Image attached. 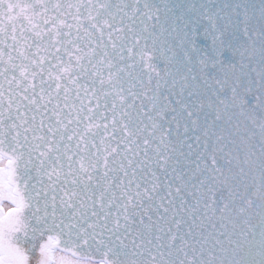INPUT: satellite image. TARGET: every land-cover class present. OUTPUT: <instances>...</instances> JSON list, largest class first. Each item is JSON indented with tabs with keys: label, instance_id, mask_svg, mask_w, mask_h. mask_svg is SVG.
<instances>
[{
	"label": "snow or ice",
	"instance_id": "1",
	"mask_svg": "<svg viewBox=\"0 0 264 264\" xmlns=\"http://www.w3.org/2000/svg\"><path fill=\"white\" fill-rule=\"evenodd\" d=\"M5 187L0 264H264V0H0Z\"/></svg>",
	"mask_w": 264,
	"mask_h": 264
},
{
	"label": "flooded vegetation",
	"instance_id": "2",
	"mask_svg": "<svg viewBox=\"0 0 264 264\" xmlns=\"http://www.w3.org/2000/svg\"><path fill=\"white\" fill-rule=\"evenodd\" d=\"M4 163L6 164V161ZM8 195V190L5 187L4 190L0 192V197H2V199H0V210H2L3 213H7L9 209L14 207V205L8 199ZM46 242L47 239L42 240L34 250L26 249L28 264H37L38 260L40 259L39 245ZM54 256L58 264H101L102 261L75 257L67 252L60 250L59 248L54 249Z\"/></svg>",
	"mask_w": 264,
	"mask_h": 264
},
{
	"label": "water",
	"instance_id": "3",
	"mask_svg": "<svg viewBox=\"0 0 264 264\" xmlns=\"http://www.w3.org/2000/svg\"><path fill=\"white\" fill-rule=\"evenodd\" d=\"M14 2H17V0H14ZM18 2H21L22 4H27V3H32L33 0H18ZM258 3V0H257ZM33 23H35V21H33ZM24 26H29L27 24V21H24L23 18H21L20 20H17L16 22V27L17 29H19L21 27V25ZM8 31L11 32V27L9 26ZM17 34L19 35V32H17ZM10 42V41H9ZM7 163V161H6ZM49 233H45L43 240L47 239ZM52 235L55 236V233H52ZM63 239H67L66 237H64ZM42 240H36L34 243H27V244H22L21 247H24L26 249H35L38 244L41 242ZM60 250L67 252L75 257H79V258H85V259H93V260H103L104 259V249L99 248L98 250V246H84V247H74L73 245H66L64 243H61L58 247Z\"/></svg>",
	"mask_w": 264,
	"mask_h": 264
}]
</instances>
